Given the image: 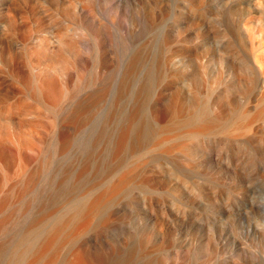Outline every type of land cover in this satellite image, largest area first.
Instances as JSON below:
<instances>
[{"label": "rangeland", "instance_id": "obj_1", "mask_svg": "<svg viewBox=\"0 0 264 264\" xmlns=\"http://www.w3.org/2000/svg\"><path fill=\"white\" fill-rule=\"evenodd\" d=\"M157 1L161 14L153 31L159 118L151 119L149 103L141 104L140 160L130 154V141L122 153L126 167L135 164L133 177L121 195L111 200L106 217L94 220L80 240L87 244L93 264H264V117H256L247 128L237 126L241 114L258 108L257 98L264 90L254 59L264 71V0ZM93 2L96 14L111 16V6L99 7L98 0ZM66 3L37 0L28 10L22 0H0V23H8L16 14V23L31 30L21 40L10 29L6 40L29 47L40 34L38 39L46 37L52 44L64 29L78 24L76 18L70 22L62 15L60 9ZM121 6L127 21L135 15L129 1ZM56 17L59 20L51 25L50 20ZM35 22L44 26L40 33L32 32ZM168 27L171 45L165 71L160 42ZM79 49L85 52V43ZM123 49L128 51L129 45L124 44ZM22 51L25 58L26 49ZM75 67L67 69L75 71ZM110 70L115 77L116 68ZM91 73L88 65L85 74ZM108 77L106 74L101 83ZM110 81L107 100L98 108H87L66 152L51 159L37 186L24 198L26 211L17 213L0 231V243H7L6 248L30 221L33 203L46 196L50 179L67 171L61 189L69 186L77 156L87 152L101 130L112 94ZM87 85L90 89L89 81ZM3 86L16 93L11 98V93L2 94L0 106L28 93L12 75ZM127 110L124 107L122 113ZM17 131L23 138L40 134L25 121ZM31 139L43 152L52 143L48 144V135L41 141ZM181 143H186V151L180 148ZM22 151L33 153L23 163L13 149L9 154L2 152L0 197L19 180L18 169L34 168L39 161L37 152ZM110 156L105 155L106 161ZM101 170L102 165L98 167ZM115 173L117 170L111 171V179ZM7 261L4 250L0 264Z\"/></svg>", "mask_w": 264, "mask_h": 264}, {"label": "bare ground", "instance_id": "obj_2", "mask_svg": "<svg viewBox=\"0 0 264 264\" xmlns=\"http://www.w3.org/2000/svg\"><path fill=\"white\" fill-rule=\"evenodd\" d=\"M66 1L60 9L62 15L70 22L76 18L78 24L64 29L52 44L46 37L38 39L40 34H36L34 46H21L17 42L9 44L6 35L10 29L15 30L21 40L31 30L16 23L19 18L16 14H12L8 23H0V96L6 93H11L9 98L15 96L12 88L3 86L10 75L28 91L27 94L22 93L19 100L0 106V165L4 163L2 152L9 154L8 150L13 149L16 151L14 154H19L20 163L33 154L22 150L29 149L39 154L34 168L18 169L19 180L8 186L7 195L0 197V231L17 213L26 211L28 202L24 198L37 186L51 159L66 152L71 137L85 118L87 108L90 105L98 108L107 100L110 79L112 94L101 130L87 152L77 156L69 186L61 189L62 179L68 177L67 171L50 179L49 187L45 188L46 196L33 203V215L27 225L7 248L6 241V244L0 243V253L6 251V264H93L89 260L87 244L80 240V236L94 220L106 217L111 200L121 195L133 177L135 164L130 163L126 167L122 153L126 142L130 141V154L135 161L140 160L141 104L144 101L149 103L150 118H159L156 110L157 40L153 31L161 14L158 1L98 0L99 7L111 6V16L102 12L96 14L93 0ZM123 1H129L134 7L135 15L128 21L121 6ZM22 2L25 8L31 10L37 0ZM165 6L167 8V2ZM58 20L53 18L50 24L54 25ZM42 29L44 26L35 22L32 32L40 33ZM83 43L86 51L82 53L79 45ZM160 43L165 51L163 68L166 71L171 45L169 27L165 29ZM124 44L129 45L128 51L123 49ZM23 48L26 49L25 58ZM254 59L264 85L262 64ZM75 64V71L67 69L68 66L74 68ZM143 64L144 70L138 78ZM88 65L92 69L91 75L85 74ZM111 67L116 68L115 77L110 75ZM106 74L108 80L101 83ZM88 81L90 89H86ZM257 100L258 108L254 112L238 117L239 129L247 128L256 117H264V90ZM124 107L128 110L122 113ZM14 121L16 126H13ZM23 121L33 124L40 132L31 138L41 141L48 135V144L52 143L46 152L41 151L31 138H23L18 133L19 124ZM181 147L186 151V143H181ZM106 154H111L108 161ZM100 165L102 170L98 171ZM114 169L117 173L111 179L110 173Z\"/></svg>", "mask_w": 264, "mask_h": 264}]
</instances>
